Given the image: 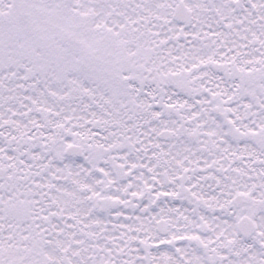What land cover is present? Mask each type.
<instances>
[{"label":"snow or ice","instance_id":"snow-or-ice-1","mask_svg":"<svg viewBox=\"0 0 264 264\" xmlns=\"http://www.w3.org/2000/svg\"><path fill=\"white\" fill-rule=\"evenodd\" d=\"M0 264H264V0H0Z\"/></svg>","mask_w":264,"mask_h":264}]
</instances>
